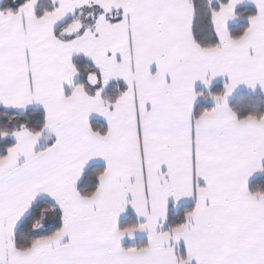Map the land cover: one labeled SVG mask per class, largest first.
<instances>
[{
    "label": "snow or ice",
    "instance_id": "1",
    "mask_svg": "<svg viewBox=\"0 0 264 264\" xmlns=\"http://www.w3.org/2000/svg\"><path fill=\"white\" fill-rule=\"evenodd\" d=\"M0 264H264V0H0Z\"/></svg>",
    "mask_w": 264,
    "mask_h": 264
}]
</instances>
